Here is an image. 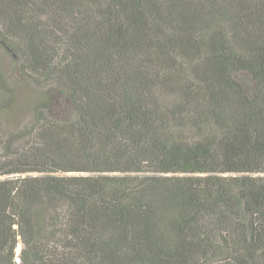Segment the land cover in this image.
I'll list each match as a JSON object with an SVG mask.
<instances>
[{
    "label": "trees",
    "instance_id": "obj_1",
    "mask_svg": "<svg viewBox=\"0 0 264 264\" xmlns=\"http://www.w3.org/2000/svg\"><path fill=\"white\" fill-rule=\"evenodd\" d=\"M0 42L44 90L6 135L0 70V264H264V0H0Z\"/></svg>",
    "mask_w": 264,
    "mask_h": 264
},
{
    "label": "rangeland",
    "instance_id": "obj_2",
    "mask_svg": "<svg viewBox=\"0 0 264 264\" xmlns=\"http://www.w3.org/2000/svg\"><path fill=\"white\" fill-rule=\"evenodd\" d=\"M0 70L5 74L10 87L6 93L8 100L2 118L3 132L7 135L30 123L35 108L44 95V90L36 85L28 74L22 71L15 52L1 42ZM240 77L248 86H252L249 75L242 74Z\"/></svg>",
    "mask_w": 264,
    "mask_h": 264
}]
</instances>
